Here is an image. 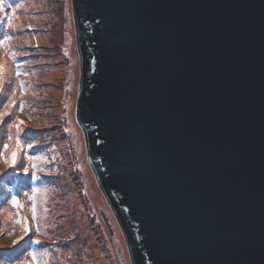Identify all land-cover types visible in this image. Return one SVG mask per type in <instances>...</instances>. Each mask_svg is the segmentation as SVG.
Segmentation results:
<instances>
[{
  "label": "water",
  "instance_id": "1",
  "mask_svg": "<svg viewBox=\"0 0 264 264\" xmlns=\"http://www.w3.org/2000/svg\"><path fill=\"white\" fill-rule=\"evenodd\" d=\"M77 118L132 264H264V0H72Z\"/></svg>",
  "mask_w": 264,
  "mask_h": 264
},
{
  "label": "rangeland",
  "instance_id": "2",
  "mask_svg": "<svg viewBox=\"0 0 264 264\" xmlns=\"http://www.w3.org/2000/svg\"><path fill=\"white\" fill-rule=\"evenodd\" d=\"M6 1L10 3V7L6 2H3V7H0V39L2 40L4 38V33H8L10 37V39H8V45L18 50L17 46L20 44V35L22 39V37L25 38L23 35L24 32L33 31L36 32L35 38H32V40L30 38L27 41L31 43L33 41H38L40 44L34 43V46L31 44L26 46L24 42L23 46L26 47L29 56L24 58L27 63H22V66H24V68H22L23 73L19 71L16 72V75L13 73L10 69L12 66L8 57H2L3 60L0 62V70L2 74L5 73L6 75L3 76V81L5 78V82L1 84L0 89V116L3 114V118H0V150L1 155L4 156L2 161L6 166H15L16 164L19 165L20 163H24L25 167L20 165L22 169L27 168L28 171L32 170L30 167L31 164H39L42 167L45 166L46 171L55 172L53 173L55 174L53 177L58 176L57 178L62 176L63 173H66L69 168L70 172L71 169H73L72 177L75 179L77 186L76 197L71 196L70 199H66L64 196L58 197V207L61 208L63 201L65 206H68L71 202L76 210L81 208L86 219L92 222L93 230L91 234L97 239L105 255L106 264H112V260H108L112 251L116 258L119 255V260L123 259L126 264H132L122 231L98 185L96 176L88 160L85 136L76 118L80 80V59L76 42L72 0H44L39 15L34 12L31 6L38 3L40 0ZM29 15H33V17ZM45 19H47L46 24L48 27L46 30L44 28L40 30L32 29V27L29 26L31 23H35L43 27L45 24L40 22ZM21 23L29 24L23 27ZM44 36H46L45 40L42 39ZM46 41H48V43H46ZM33 53H35V55ZM9 65L11 67H9ZM8 70L11 71L10 75ZM48 74L53 75V85L48 84L47 81H45L47 84H44V80H36L38 76L49 80ZM35 83H38L37 88L35 87ZM36 89L38 92L53 90V113L55 120L53 123L56 124V121H60V124L58 127L55 126L51 128L53 129L51 132H54L50 137L52 141L49 142L47 147H41L40 152H37V158L32 160L28 158L27 155L25 158L22 157V143H20L17 137L18 134L14 136L8 131L7 125H9V123H6V121H11L10 123L12 125L18 122L16 118V107L13 104L15 108L9 107L11 113H9L8 116H6L3 109L5 105H7L9 98L15 94L20 99L22 110H25L28 116L22 118L29 120L31 117V120L34 118L32 121H36L37 117H34V115L39 112L33 108L31 109L28 104V101L31 102L34 99L31 95L32 90L36 91ZM18 92L31 95V97H25L28 100L27 104H25V108L21 102L25 95L19 96ZM28 112H30L31 115ZM22 131L23 127L19 128V132ZM2 141L8 145L7 148L1 146ZM39 147L40 146H38V148ZM14 152L16 153V160L13 165L11 161ZM6 160L8 161L7 163L5 162ZM58 163L62 164L61 168L58 167ZM0 166L2 169V165ZM17 173L20 172L17 170ZM23 174L26 175V173ZM42 176L46 179L39 182L34 194H30V191L27 192L25 189L21 190V188L17 186H15V194L5 193L4 191L7 190V188L4 184H1L2 187H0V192H4V195H0V212L3 211L5 219L13 223V216L21 207L24 213H31L30 216L36 219V222L40 225L39 231L42 234L49 235L55 226L53 223V201L56 200L54 193L57 192L56 190L59 183L55 182L53 177ZM25 186L27 190H31L27 182H25ZM3 187L5 188L4 191ZM13 197H16L17 203H13ZM33 199L36 202L35 205L40 206L39 217L36 214L34 216L32 213L33 211L29 207V202ZM28 208H30V212ZM61 211L63 212V210ZM65 213L67 214V212ZM63 220H66L65 217H62L60 221ZM23 223L24 220L21 224ZM105 224L110 225L108 230L105 229ZM61 229L63 230V227H61ZM17 236L20 237V235ZM112 246H116L118 249H116V247L112 249ZM28 247V244L22 245L20 250L17 249L12 253L10 261L3 260L4 262L2 263L34 264V262H36V264H53V246L43 247L39 244L38 251L35 254L37 258L35 259H33V253L29 251ZM68 254H70V252L67 251L65 256H68ZM118 261L117 264H119Z\"/></svg>",
  "mask_w": 264,
  "mask_h": 264
},
{
  "label": "trees",
  "instance_id": "3",
  "mask_svg": "<svg viewBox=\"0 0 264 264\" xmlns=\"http://www.w3.org/2000/svg\"><path fill=\"white\" fill-rule=\"evenodd\" d=\"M3 2H6V4L10 7V3H8L6 0H3ZM43 4H44V0H40L38 3L33 4L31 7H33L34 12L38 13L39 15V13H41L40 12V9L42 8L41 6ZM29 16L33 17V15L32 16L29 15ZM46 21L47 19L40 22L45 24L43 27H41V25H37L31 22H29L31 23L29 26H31L32 29L40 30L44 28L46 30L48 29ZM23 23H21L23 27L29 24V23L26 24ZM35 34L36 32L33 31L24 32L23 35L25 36L26 39L24 37H22L21 39V35H20V44L17 46L18 50L17 48L13 49L10 45H8L9 43L8 40L4 41L5 36L9 37L8 33L7 34L4 33L3 36L4 38L2 40L0 39V41H4V43L0 44V62L3 60L2 57L3 58L8 57L10 59V64L12 66L11 67L9 65V67H11L10 69L13 71L15 75L16 72L18 71L23 73L22 68H24V66H22V63L23 62L25 63L26 61L24 60V58L29 56L26 47L23 46L24 42L26 46L28 44L34 46V43L40 44L38 41H33L32 43L27 41L30 38L31 40L32 38L34 39ZM45 37L46 36H44L42 39L45 40ZM48 41H46V43H48ZM33 54L35 55V53ZM8 72L10 75L11 71L8 70ZM48 75H49L48 76L49 80L40 78V76L36 77V80L38 81L44 80V84H47L45 83V81H47L48 84L53 85V75L50 74ZM3 76L6 75L5 73L2 74V71L0 70V78H1L0 89H1V84L5 82V78L3 81ZM35 87L36 88L38 87V83H35ZM46 87H52V86H46ZM36 91L32 90L31 92L32 97H34V99L31 102H29L26 99L27 97H31L30 94L27 93L25 95L24 93L21 94L20 92H18L19 96L25 95L21 100L24 108H25V104H27L28 101V104L31 107V109L33 108L34 110H37L39 112L38 114L34 115V117H37L36 121H32L34 120V118H32L31 120V117L29 118V120H25L24 118H22L27 115L25 113V110H22L20 105V99L15 94L9 98L7 105H5L6 108L4 107L3 109L6 116H8V114L11 113L9 111V107L17 108V109L15 108V110L17 112L16 118L18 119V122L12 125L10 123L11 121L10 122L6 121V123H9V125H7L8 131L12 133L14 136L18 134L17 137L19 138L20 143H22V157L25 158V156L27 155L28 158H31L32 160L37 158V154H38L37 152H40L41 147H47L49 145V142L52 141L50 137L53 135L54 132H51L53 130L51 128L55 126L58 127V125L60 124L58 118L57 120L59 122L56 121V124L53 123L55 121L54 113H53V90H43L42 92H38V90L36 89ZM0 118H3V114H1ZM21 124H23L24 126ZM21 127H23V131L19 132V128ZM57 130L59 129L57 128ZM4 145L5 142L2 141L1 146ZM28 145H32V147H28ZM38 146L40 147L38 148ZM3 158L4 156L1 155V150H0V161L2 163H3L2 161ZM1 162L0 165H2V169L0 168L1 169L0 187H2L1 184H4V186H6L7 190H5V188L3 187V191L5 190L4 191L5 193L15 194L16 193L15 186H17L18 188H21V190L25 189V191L27 192L30 191V194L31 193L34 194L37 190V186L39 182L44 181V179H46L42 175L47 177L55 176V174H53L55 172L53 171L48 172L46 171L45 166L42 167L39 164H31L30 167L32 168V170L31 171L29 170L26 173L24 169H22L21 167V165L25 167L24 163H20L21 165L16 164L17 166L16 165L6 166L4 163L2 164ZM61 165H62L61 163H58L59 168H61ZM17 170L20 173H17ZM72 171L73 169H71L70 172V168H69V170L66 173H63L62 176H59V178H57L58 176L53 177L54 181L59 183V185L56 190L57 192L54 193V197L56 198V200L53 201V223L55 224V226L53 228V231H51L49 235L42 234L40 231H37V228L40 229V225L36 222V219L30 216L31 213L30 214L24 213L21 207L18 211L15 212V215L13 216L14 218L13 223L5 219V215L3 211L0 212V264H3L2 263L4 262L3 260L10 261L12 257V253L17 249L20 250L22 245H27V244L29 246L28 247L29 251H31L34 254L37 253L39 244H41V246L43 247L53 246V264H106L105 261L106 258L104 253L102 252L97 239L91 234L93 230L92 222L86 219L83 211H81V208L76 210L73 207L74 205L71 204V202L69 203L68 206H65L63 204V201L61 208L58 207L59 204L58 197L64 196L66 199H70L71 196L76 197L77 186L75 183V179L72 177ZM23 173H26V175H24ZM25 182L29 184L31 190H27L25 186ZM4 192H0V195H4ZM35 204L36 202L33 199L29 202V207L31 208L32 211L33 208H35V214L39 217L40 206H36ZM30 208H28L29 212H30ZM61 210H63V212ZM64 211L67 212V214ZM62 217H65L66 220L60 221ZM23 220L24 223L21 224ZM25 227L29 229L27 233H25ZM61 227H63V230L61 229ZM109 228L110 225L105 224V229L108 230ZM17 235H20V237H18ZM13 241H16V243L13 244ZM113 246L112 249H115L116 246L115 247ZM116 249L118 248L116 247ZM67 251L70 252V254H68V256H65L67 254ZM118 258L119 255L116 258L112 251L108 260L111 259L112 264H117V261L119 260ZM118 262L119 264H126L123 259L119 260ZM34 264H36V262H34Z\"/></svg>",
  "mask_w": 264,
  "mask_h": 264
},
{
  "label": "snow or ice",
  "instance_id": "4",
  "mask_svg": "<svg viewBox=\"0 0 264 264\" xmlns=\"http://www.w3.org/2000/svg\"><path fill=\"white\" fill-rule=\"evenodd\" d=\"M0 7H3V0H0ZM8 39H10V37H5L4 38V41H7ZM4 41H0V44L4 43ZM5 148L8 147L7 144L4 145ZM28 147H32V145H28ZM15 160H16V153L14 152L12 154V164L14 165L15 164ZM6 163L8 162L7 160L5 161ZM24 171L27 173L28 172V169L27 168H24ZM13 203H17V200H16V197H13ZM33 215L35 216V208H33ZM29 231V229L27 227H25V233H27ZM37 231H39V228H37ZM16 241H13V244H15ZM33 256V259H35V254L33 253L32 254Z\"/></svg>",
  "mask_w": 264,
  "mask_h": 264
}]
</instances>
